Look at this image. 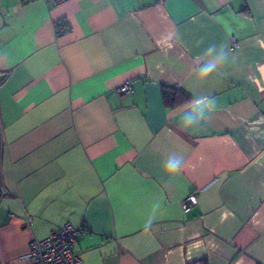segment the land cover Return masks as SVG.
Masks as SVG:
<instances>
[{
	"label": "crops",
	"instance_id": "0c3cea01",
	"mask_svg": "<svg viewBox=\"0 0 264 264\" xmlns=\"http://www.w3.org/2000/svg\"><path fill=\"white\" fill-rule=\"evenodd\" d=\"M194 93L216 108L184 129ZM65 223L79 264H264V0H0V264Z\"/></svg>",
	"mask_w": 264,
	"mask_h": 264
},
{
	"label": "built area",
	"instance_id": "2783aa9c",
	"mask_svg": "<svg viewBox=\"0 0 264 264\" xmlns=\"http://www.w3.org/2000/svg\"><path fill=\"white\" fill-rule=\"evenodd\" d=\"M27 1V0H20ZM59 4L66 0H49ZM164 0H157L162 3ZM68 29V24L65 20L55 22V30L61 33ZM231 46L236 44L234 38L231 39ZM116 90L119 93H128L132 90L131 83L124 81L117 86ZM5 193V190H3ZM197 204V195L191 193L182 201V208L187 211L191 206ZM29 225L33 221L28 217ZM78 228L65 223L58 228H53L49 234L43 239H33L29 245V251L24 258L30 259L32 264H79L81 261L80 255L75 249L77 242Z\"/></svg>",
	"mask_w": 264,
	"mask_h": 264
},
{
	"label": "clouds",
	"instance_id": "9594fccd",
	"mask_svg": "<svg viewBox=\"0 0 264 264\" xmlns=\"http://www.w3.org/2000/svg\"><path fill=\"white\" fill-rule=\"evenodd\" d=\"M231 57L226 45L215 43L210 44L201 57L198 58L199 67L195 73L198 80L208 79L218 70L228 63ZM189 107L181 114L180 125L184 129L197 128L202 121H205L210 113L215 111L216 100L214 98L193 94V98L188 102ZM185 165V157L178 152L170 153L163 162V170L169 175H178ZM159 207V203L155 208ZM154 208V211H155ZM147 225L152 224V217L146 221Z\"/></svg>",
	"mask_w": 264,
	"mask_h": 264
},
{
	"label": "trees",
	"instance_id": "16d2710c",
	"mask_svg": "<svg viewBox=\"0 0 264 264\" xmlns=\"http://www.w3.org/2000/svg\"><path fill=\"white\" fill-rule=\"evenodd\" d=\"M29 1L31 0L22 1V3ZM162 98L165 104L174 105L186 101L189 98V95L182 89L171 87L168 85H163Z\"/></svg>",
	"mask_w": 264,
	"mask_h": 264
}]
</instances>
